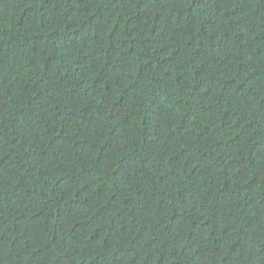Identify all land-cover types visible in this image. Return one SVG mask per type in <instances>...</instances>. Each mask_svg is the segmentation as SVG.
<instances>
[{
    "label": "trees",
    "instance_id": "obj_1",
    "mask_svg": "<svg viewBox=\"0 0 264 264\" xmlns=\"http://www.w3.org/2000/svg\"><path fill=\"white\" fill-rule=\"evenodd\" d=\"M0 264H264V0H0Z\"/></svg>",
    "mask_w": 264,
    "mask_h": 264
}]
</instances>
